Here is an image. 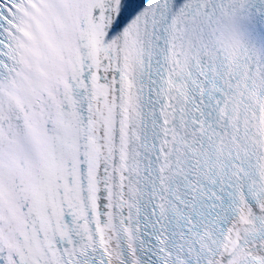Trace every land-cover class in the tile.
<instances>
[{
    "label": "snow or ice",
    "instance_id": "6c2138e0",
    "mask_svg": "<svg viewBox=\"0 0 264 264\" xmlns=\"http://www.w3.org/2000/svg\"><path fill=\"white\" fill-rule=\"evenodd\" d=\"M0 264H264V0H0Z\"/></svg>",
    "mask_w": 264,
    "mask_h": 264
}]
</instances>
